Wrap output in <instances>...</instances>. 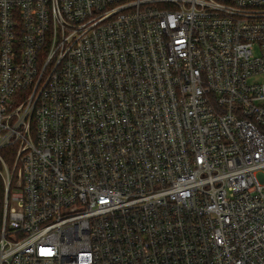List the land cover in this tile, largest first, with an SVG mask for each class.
Returning a JSON list of instances; mask_svg holds the SVG:
<instances>
[{
    "label": "built area",
    "instance_id": "obj_1",
    "mask_svg": "<svg viewBox=\"0 0 264 264\" xmlns=\"http://www.w3.org/2000/svg\"><path fill=\"white\" fill-rule=\"evenodd\" d=\"M0 264H264V0H0Z\"/></svg>",
    "mask_w": 264,
    "mask_h": 264
}]
</instances>
